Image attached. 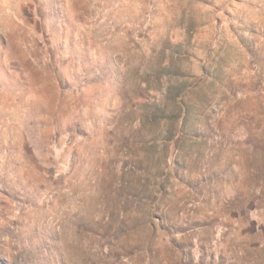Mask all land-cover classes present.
Masks as SVG:
<instances>
[{"label": "rangeland", "instance_id": "1", "mask_svg": "<svg viewBox=\"0 0 264 264\" xmlns=\"http://www.w3.org/2000/svg\"><path fill=\"white\" fill-rule=\"evenodd\" d=\"M0 264H264V0H0Z\"/></svg>", "mask_w": 264, "mask_h": 264}]
</instances>
